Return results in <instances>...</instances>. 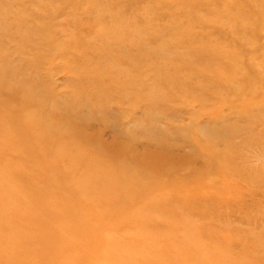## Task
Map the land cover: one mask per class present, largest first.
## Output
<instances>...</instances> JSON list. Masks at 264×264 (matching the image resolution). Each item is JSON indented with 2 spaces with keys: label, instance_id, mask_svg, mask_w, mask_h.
I'll use <instances>...</instances> for the list:
<instances>
[{
  "label": "rangeland",
  "instance_id": "1",
  "mask_svg": "<svg viewBox=\"0 0 264 264\" xmlns=\"http://www.w3.org/2000/svg\"><path fill=\"white\" fill-rule=\"evenodd\" d=\"M17 262L264 264V0H0Z\"/></svg>",
  "mask_w": 264,
  "mask_h": 264
},
{
  "label": "bare ground",
  "instance_id": "2",
  "mask_svg": "<svg viewBox=\"0 0 264 264\" xmlns=\"http://www.w3.org/2000/svg\"><path fill=\"white\" fill-rule=\"evenodd\" d=\"M4 125V124H3ZM47 181V180H46ZM38 183V182H37ZM128 183V182H127ZM121 191H123V190H121ZM87 193V192H86ZM126 193H127V191H126ZM128 194V193H127ZM85 197H87V196H85ZM124 199H126V198H124ZM128 200H129V197H128ZM41 201V200H40ZM53 201V200H52ZM54 202V201H53ZM99 203H100V201H99ZM49 204V203H48ZM50 204H51V202H50ZM54 204V203H53ZM54 205H56V204H54ZM103 205V204H102ZM107 205V204H106ZM51 206V209H52V204L50 205ZM34 207V206H33ZM42 207H43V205H42ZM48 207H49V205H48ZM47 209V208H46ZM49 210H50V208H48ZM51 211V210H50ZM93 212V211H92ZM48 213V212H47ZM45 214H46V212H45ZM33 221V220H32ZM36 221H37V218H36ZM23 222V221H22ZM26 222V221H25ZM25 222H24V224H25ZM42 223H43V221H42ZM36 224V223H35ZM20 226V225H19ZM34 226V225H33ZM33 226H31V227H33ZM23 227V226H22ZM28 226H26V228H27ZM30 227V226H29ZM36 227V226H35ZM37 227H39V226H37ZM19 228V227H18ZM44 229V228H43ZM24 230V229H23ZM28 230V229H27ZM35 230V229H34ZM25 231V230H24ZM31 232V231H30ZM28 233V232H27ZM33 236V235H32ZM37 237V236H36ZM9 238H12V237H9ZM2 239V238H1ZM15 239V238H14ZM35 239V238H34ZM33 239V237H32V240H34ZM3 240H5V239H3ZM29 240H30V238H29ZM43 240V239H42ZM6 241V240H5ZM13 241V240H12ZM25 241V240H24ZM27 241V240H26ZM35 242V241H34ZM43 242V241H42ZM17 243V242H16ZM26 243V242H25ZM107 243V242H106ZM2 244V243H1ZM13 244V243H12ZM15 244V243H14ZM22 244H24V243H22ZM38 244V243H37ZM25 245V244H24ZM26 245H27V243H26ZM32 245V244H31ZM34 245V244H33ZM30 246V245H29ZM38 246V245H37ZM37 246H36V248H37ZM17 247V246H16ZM41 247V246H40ZM114 247V246H113ZM115 247H116V245H115ZM18 248V247H17ZM21 248V247H20ZM29 248V247H28ZM16 249V248H15ZM24 249V248H23ZM31 249V247L29 248V250ZM32 249H33V247H32ZM35 249V248H34ZM33 249V250H34ZM40 249V248H39ZM21 250V249H20ZM20 250H18V251H20ZM26 250V249H25ZM28 250V251H29ZM36 250V249H35ZM38 250V249H37ZM107 250V249H106ZM113 251V250H112ZM111 251V252H112ZM116 251V250H115ZM118 251V250H117ZM14 252H17L16 250L14 251ZM39 252V251H38ZM105 251H103V253H104ZM107 252V251H106ZM105 252V253H106ZM18 253V252H17ZM110 253V252H109ZM116 253V252H115ZM23 254V253H22ZM27 254V253H26ZM31 255H32V252H31ZM106 255H108V254H106ZM111 255V254H110ZM21 257V256H20ZM25 257V256H24ZM23 256H22V259L24 258ZM32 256H30V258H31ZM1 260H2V258H1ZM9 260V259H8ZM17 260V259H16ZM16 260L14 261V262H16ZM24 260V259H23ZM28 260H30L29 258H28ZM114 260V259H113ZM18 262H19V260H18ZM17 262V263H18ZM31 262H33L32 260H31ZM20 263V262H19ZM18 263V264H19ZM26 263H28L27 261H26ZM32 264V263H31Z\"/></svg>",
  "mask_w": 264,
  "mask_h": 264
}]
</instances>
